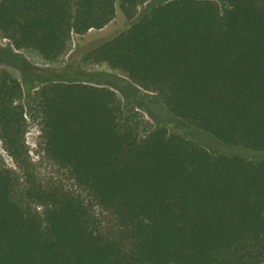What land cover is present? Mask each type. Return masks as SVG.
Wrapping results in <instances>:
<instances>
[{
    "label": "trees",
    "instance_id": "1",
    "mask_svg": "<svg viewBox=\"0 0 264 264\" xmlns=\"http://www.w3.org/2000/svg\"><path fill=\"white\" fill-rule=\"evenodd\" d=\"M115 13L116 0H0V139L16 165L0 156V264H264V158L212 153L125 104L130 82L189 126L264 151V0H168L73 48ZM29 117L78 188L36 170Z\"/></svg>",
    "mask_w": 264,
    "mask_h": 264
},
{
    "label": "rangeland",
    "instance_id": "2",
    "mask_svg": "<svg viewBox=\"0 0 264 264\" xmlns=\"http://www.w3.org/2000/svg\"><path fill=\"white\" fill-rule=\"evenodd\" d=\"M168 0H145L140 3L136 9H134L131 14H128L125 9L122 7V0H116V13L112 21H110L107 25L100 29H94L88 31L84 35H76L73 39V48L75 49L78 41L85 43L89 40L97 39V38H110L117 33L121 32L124 29L130 27L134 22L139 20L141 17L149 13L156 5L164 3ZM221 5L228 3L229 0H216ZM9 42L6 38L0 37V44L4 45ZM24 54V56L35 66L38 67H47L50 66L47 62H45L40 55L33 50H19ZM99 68L101 66H98ZM2 67L0 66V69ZM129 82V81H128ZM126 88L127 92L130 94V99L125 100V104H132V98H136L141 100L147 106L142 107L144 109L145 115L147 118L154 121H159L161 119L168 120L169 122H176L179 126L182 127L185 131L190 133L192 137H196L200 143L204 145L210 152L212 153H223L228 156L234 155H244L248 158H254L258 160L259 158H264V151H253L248 150L243 146H236L224 143L213 135L204 132L196 127L189 126L183 120L175 117L159 100L156 95L147 93L142 91L135 85L128 83ZM131 91H134L135 94L131 95ZM148 99L151 100V104L148 103ZM149 116H148V115ZM26 132V140L29 146V153L31 155L32 161L36 170L40 173L43 179L46 180H58L66 184L71 188H78L75 182L68 178L65 171L60 169L58 166L51 163L44 155L43 149L41 147V138H40V122L36 117H29ZM152 121V122H153ZM0 156L3 158L4 162L8 166H12L16 168L15 162L13 158L6 151L2 140L0 139Z\"/></svg>",
    "mask_w": 264,
    "mask_h": 264
}]
</instances>
